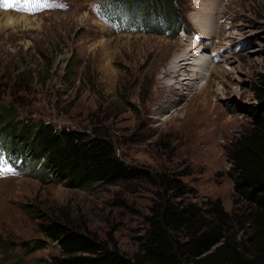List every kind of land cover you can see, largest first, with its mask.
Segmentation results:
<instances>
[{
    "label": "rangeland",
    "instance_id": "obj_1",
    "mask_svg": "<svg viewBox=\"0 0 264 264\" xmlns=\"http://www.w3.org/2000/svg\"><path fill=\"white\" fill-rule=\"evenodd\" d=\"M207 1L177 0L174 19L164 16L171 11L168 5L155 6L157 22L146 19L152 10L142 0H54L49 7L23 6L37 13L0 10V103L13 106L25 120L102 131L130 164L175 174L196 190L189 200L220 199L231 211L230 144L249 127L252 109L260 105L254 88L264 74V0H219L221 7L198 19L194 11L206 8ZM112 2L124 4L137 29L129 28L125 18L112 26L97 15L98 3ZM202 21L209 27L204 31L198 29ZM194 34L202 38L196 42L208 58L214 51L221 54L219 62L211 61L218 64L207 91L212 110L167 120L171 114L147 108L155 60L161 58L159 50L173 57ZM182 92L190 103H201L200 95ZM6 140L0 129L1 152L19 160V167L0 176V238L10 243L5 251L0 248V264L59 255L57 242L47 240L38 223L62 210L101 239L111 233L126 253L138 251L155 187L146 180L69 187L48 175L28 150L13 149ZM43 242L45 247L34 249Z\"/></svg>",
    "mask_w": 264,
    "mask_h": 264
},
{
    "label": "trees",
    "instance_id": "obj_2",
    "mask_svg": "<svg viewBox=\"0 0 264 264\" xmlns=\"http://www.w3.org/2000/svg\"><path fill=\"white\" fill-rule=\"evenodd\" d=\"M142 1L152 12L155 6L168 5L171 11L164 13L166 19L179 17L173 9L177 0ZM156 16L152 13L151 19ZM175 28L179 29L173 24ZM73 67L67 66L69 73ZM259 82L254 93L260 105L252 109L253 120L230 144L235 205L231 211L220 199L202 204L189 200L196 190L175 174L130 164L102 131L59 129L51 122L25 120L13 106L0 103V129L6 144L28 150L48 175L66 186L146 180L155 187L136 253L121 250L111 233L101 239L62 210L38 223L46 239L57 242L60 254L30 264H264V74ZM8 245L0 238L3 251ZM45 246V242L37 243L34 249Z\"/></svg>",
    "mask_w": 264,
    "mask_h": 264
},
{
    "label": "bare ground",
    "instance_id": "obj_3",
    "mask_svg": "<svg viewBox=\"0 0 264 264\" xmlns=\"http://www.w3.org/2000/svg\"><path fill=\"white\" fill-rule=\"evenodd\" d=\"M206 3L208 5L206 8H197L194 11V15L198 19H202L203 14L210 15L208 12L210 9L222 6L219 0H209ZM204 22L199 23L200 31H204L208 27ZM177 52L173 57H170L167 51L159 50L158 54L161 55V58L155 60L154 94H152V103L147 108L156 109L160 114H171L167 120L182 113L186 118L189 116L198 117L203 112L208 114L212 110V103L207 91L210 92L211 76L218 64L211 62L212 59L202 53L205 52V49L200 47L196 41L188 45L181 42ZM184 89L189 90L188 95H200L201 103H190L191 101L184 96L186 92H182ZM179 104L180 106H178Z\"/></svg>",
    "mask_w": 264,
    "mask_h": 264
},
{
    "label": "snow or ice",
    "instance_id": "obj_4",
    "mask_svg": "<svg viewBox=\"0 0 264 264\" xmlns=\"http://www.w3.org/2000/svg\"><path fill=\"white\" fill-rule=\"evenodd\" d=\"M16 2H17V0H5V3L3 6L4 7H12L16 4ZM23 2L27 5H30L31 7H40V6L47 7V6H50L47 4V0H23ZM8 171H13V169H11L10 167H8L6 165L3 167H0V175H3Z\"/></svg>",
    "mask_w": 264,
    "mask_h": 264
}]
</instances>
